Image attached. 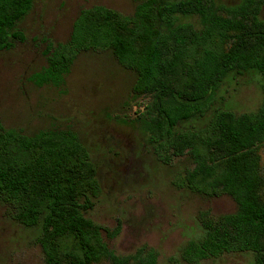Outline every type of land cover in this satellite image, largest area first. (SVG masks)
Wrapping results in <instances>:
<instances>
[{
	"label": "trees",
	"instance_id": "16d2710c",
	"mask_svg": "<svg viewBox=\"0 0 264 264\" xmlns=\"http://www.w3.org/2000/svg\"><path fill=\"white\" fill-rule=\"evenodd\" d=\"M37 0H0V51L23 41L20 22ZM132 15L97 6L81 12L69 41L50 46L38 85L58 86L84 53H107L135 75L133 93L148 99L138 121L162 163L189 157L193 168L175 185L208 198L223 195L236 213L201 211L202 234L189 240L172 264H202L252 253L264 264V0H135ZM256 72L263 102L256 113L215 109L199 130L179 124L214 108L231 74ZM102 193L98 168L76 134L51 128L28 132L0 122V203L17 223L38 229L45 264H159L143 246L118 255L104 228L86 214ZM110 238L120 233L106 230Z\"/></svg>",
	"mask_w": 264,
	"mask_h": 264
},
{
	"label": "rangeland",
	"instance_id": "374dc122",
	"mask_svg": "<svg viewBox=\"0 0 264 264\" xmlns=\"http://www.w3.org/2000/svg\"><path fill=\"white\" fill-rule=\"evenodd\" d=\"M235 5L240 0H217ZM105 7L132 15L135 0H37L18 29L24 40L0 51V122L28 132L51 128L76 134L92 154L102 193L86 216L104 228L103 237L118 255L148 246L159 264H172L185 244L202 234L198 214H233L229 196L208 198L175 185V177L193 168L189 157L165 165L148 145L138 114L148 99L133 93L135 75L107 53H84L58 86L38 85L36 74L48 67L50 46L69 41L82 11ZM264 17V11H263ZM256 72L231 74L220 88L214 108L200 120L179 124L199 130L215 109L256 113L263 102ZM206 127V126H205ZM264 164V146L261 150ZM120 225V233L110 238ZM38 229L14 221L0 203V264H45ZM181 264H187L181 262ZM202 264H255L252 253H233Z\"/></svg>",
	"mask_w": 264,
	"mask_h": 264
}]
</instances>
